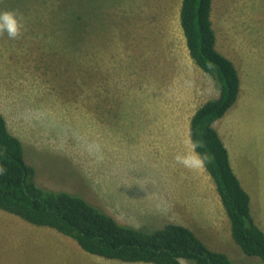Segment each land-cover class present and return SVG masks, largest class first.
Masks as SVG:
<instances>
[{
	"label": "rangeland",
	"instance_id": "1",
	"mask_svg": "<svg viewBox=\"0 0 264 264\" xmlns=\"http://www.w3.org/2000/svg\"><path fill=\"white\" fill-rule=\"evenodd\" d=\"M181 4L0 0V10H15L24 25L16 39L0 34V112L23 141L39 185L82 195L138 227L191 221L179 201L165 200L162 187L150 183L141 147L124 141L143 138L123 134L131 120L145 122L147 107L156 106L158 117L181 102L182 86L193 75ZM212 21L220 37L234 43L243 82L240 106L225 117L230 146L241 159L242 177L245 167L246 180L264 194V0H214ZM133 107L132 115L126 110ZM146 193L150 201L123 196ZM124 204L133 207L123 210ZM198 234L218 247L214 234ZM223 247L236 264H259L235 240L224 239ZM75 254V264L100 258L55 228L0 209V264H68Z\"/></svg>",
	"mask_w": 264,
	"mask_h": 264
},
{
	"label": "trees",
	"instance_id": "2",
	"mask_svg": "<svg viewBox=\"0 0 264 264\" xmlns=\"http://www.w3.org/2000/svg\"><path fill=\"white\" fill-rule=\"evenodd\" d=\"M214 0H182L181 26L189 54L220 90L196 111L191 140L213 178L231 222L232 236L249 256L264 263V231L251 214V197L231 165L229 151L214 126L235 104L241 79L235 63L216 47ZM0 209L39 226L52 227L85 251L110 259L153 264H236L227 253L210 248L191 228L179 223L136 227L84 196L39 185L25 157L23 141L0 112ZM261 261V262H260Z\"/></svg>",
	"mask_w": 264,
	"mask_h": 264
},
{
	"label": "crops",
	"instance_id": "3",
	"mask_svg": "<svg viewBox=\"0 0 264 264\" xmlns=\"http://www.w3.org/2000/svg\"><path fill=\"white\" fill-rule=\"evenodd\" d=\"M216 47L220 53L235 63L239 71L241 85L237 101L223 117L214 122V126L218 130L229 151L233 170L240 179L242 186L250 194L251 214L256 224L264 231V194L254 191L251 183L246 180L247 175L245 167L244 176L242 177L243 169L241 167V159L239 158V155L233 153L231 148L232 145L226 131V119L228 118L225 119V117L228 114L230 115L232 111H235L234 109L237 106H240L239 102L243 92L241 70L233 52L235 51V45L230 42L229 38L227 40L221 38L216 31ZM190 60L189 70L193 75L189 76L185 81V84L182 86L185 89V92L182 95L179 106L175 108L169 107L167 110L165 109L162 116L160 115L158 117L155 116V113L159 111L156 106L147 107V117L145 122L141 119H134L138 123V125H134V120H131L132 125L130 126L129 123L127 125L129 129H125L123 132V134L129 132L125 137H128L129 135L136 139L137 136L142 137L143 139L139 141L140 144H133L127 139H124V141L129 144V148L141 147H138L139 151L146 153L143 157V163L147 164V168L149 169L148 174L150 175V183L153 182L157 184V186L162 187L161 189L159 187L158 190L163 194L165 200L179 201V206L183 210V214H187L186 216L191 218V221L185 219L181 220L179 224L191 228L210 248L225 252L231 257L229 252L223 247L224 239L229 245H232V241H234L231 231V222L223 206L217 186L207 171L202 158L195 150L190 134L191 120L196 111L209 99L218 97L220 90L213 78L208 73L204 72L192 58H190ZM245 99L246 95L244 97V100ZM169 104L173 106L172 102ZM164 105L168 106V101L166 99ZM126 111L133 115L135 107L128 108ZM133 128L138 130V133L141 135H136L135 129ZM146 130L147 134H144L143 131ZM177 156L187 157L190 160V164L185 166L178 162ZM146 194L147 196L143 198H139L137 197L138 195L133 194H124L123 196L127 201H150L151 198L148 193ZM148 206V204L135 205V207H138L139 209L140 207L147 209ZM128 207L133 206L124 204L121 209L125 210ZM215 217H217V219H215ZM200 218H202L204 222H201ZM120 222L133 225L132 223L125 221ZM26 225V227L32 228L29 224ZM204 232L215 235L216 241L213 243L218 244V247H211L208 241L198 234ZM64 246L67 247V251L72 250V248L69 249V242L64 241ZM76 256L77 254L69 257L68 264H75L77 259ZM96 256L100 258L94 260L93 258L85 256L78 260L81 261L79 262L80 264H119V259H110L99 255ZM129 264L150 263L129 262Z\"/></svg>",
	"mask_w": 264,
	"mask_h": 264
},
{
	"label": "clouds",
	"instance_id": "4",
	"mask_svg": "<svg viewBox=\"0 0 264 264\" xmlns=\"http://www.w3.org/2000/svg\"><path fill=\"white\" fill-rule=\"evenodd\" d=\"M23 27L21 18L15 10H0V34H7L10 39H16L21 35ZM177 160L185 166L190 164L187 157L177 156Z\"/></svg>",
	"mask_w": 264,
	"mask_h": 264
}]
</instances>
